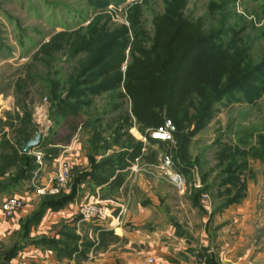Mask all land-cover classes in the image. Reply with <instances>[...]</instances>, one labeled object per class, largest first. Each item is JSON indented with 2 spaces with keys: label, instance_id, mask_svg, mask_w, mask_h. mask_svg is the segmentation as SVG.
I'll return each instance as SVG.
<instances>
[{
  "label": "rangeland",
  "instance_id": "1",
  "mask_svg": "<svg viewBox=\"0 0 264 264\" xmlns=\"http://www.w3.org/2000/svg\"><path fill=\"white\" fill-rule=\"evenodd\" d=\"M177 59L178 73L175 64L167 65ZM230 64L240 76L212 99L201 78L222 66L228 73ZM171 75L185 76L192 103L207 106L200 123L190 119L194 107L186 106L189 114L178 130L165 112L147 108L143 94L135 93L146 89L160 100L162 92L144 78L160 87ZM202 93L208 101L201 105ZM0 96V104L12 108L15 143L25 123L34 137L43 132L61 144L73 140L72 152L50 167L59 172L61 161L69 160V181L82 158L88 165L91 148L134 149L141 142L148 155L127 161L134 178L140 174L138 180L149 181L155 194L161 187L173 201L185 194L208 196L190 187L207 189L230 170L246 180L264 168V0H0ZM141 107L152 115L147 123L135 114ZM49 111L59 123L47 129ZM8 123L1 121L0 131ZM166 123L171 138L154 137ZM166 156L172 166L162 170ZM8 163L22 164L2 156L4 168ZM141 163L147 171L141 172Z\"/></svg>",
  "mask_w": 264,
  "mask_h": 264
},
{
  "label": "crops",
  "instance_id": "2",
  "mask_svg": "<svg viewBox=\"0 0 264 264\" xmlns=\"http://www.w3.org/2000/svg\"><path fill=\"white\" fill-rule=\"evenodd\" d=\"M10 107L0 104V122L9 121L0 131V179H7L0 187V264H137L149 255L162 264H197L199 259L207 264H264V168L237 182L230 180L231 170L224 171L209 184L207 198L185 194L173 201L161 187L155 194L149 181L138 180L140 174L134 178L128 166L113 167L106 181L98 178L96 174L103 177L108 171L98 167L105 158L131 150L95 147L86 155L88 165L82 158L60 195H41L39 189L58 173L50 167L72 152L73 140L61 144L42 134L39 147L23 153L25 143L11 138L15 124L8 118ZM48 114L47 129L59 123L54 112L52 119ZM18 116L24 119L23 113ZM35 121L40 125L35 117V127ZM4 155L26 162L16 182L19 170L12 163L4 168ZM127 160L132 159L127 155ZM148 168L141 163V172ZM236 178L241 179L239 174ZM237 185L244 188L235 200ZM193 187L191 193H197ZM11 195L26 199L27 205L8 220L2 204ZM91 197L109 206L112 214L84 219L80 208Z\"/></svg>",
  "mask_w": 264,
  "mask_h": 264
},
{
  "label": "trees",
  "instance_id": "3",
  "mask_svg": "<svg viewBox=\"0 0 264 264\" xmlns=\"http://www.w3.org/2000/svg\"><path fill=\"white\" fill-rule=\"evenodd\" d=\"M179 58H182V56H180ZM157 60H158V58H157ZM180 60L181 59H177L174 63L172 60V62L171 63L169 62V64H167V65L175 64L174 70H176V68L180 65L179 64ZM230 67L232 69L236 66H231V64H230ZM225 70L226 69H223V66H222V68L217 67V68L210 70L209 73H207L206 75H204L201 78V79L207 80V83L209 86V90H208L209 92L208 93L210 95H214V97L212 99H215V98L217 99L219 92H221L224 88H227V86L231 82H233L231 80L237 79L241 74V72H239V70L237 68L232 69L228 73H226ZM177 73H178V68H177ZM224 78H225V82L223 83ZM144 79H149L150 82L152 83V87H154L157 92H159V93L162 92L161 99L160 100L154 99V93L153 94L151 92L148 93V91L146 89L143 91L139 90L138 92H135V93L136 94L137 93L143 94V97L146 100L144 105L147 108L151 107V106H158V108H160L163 112H165V115L167 117L166 121H170L173 125H175L177 127L178 130H180V126H182V124L185 123L184 122L185 121V115L184 114L186 113V116H188V114H189L188 110H190V108L185 110L186 106L187 107H189V106L194 107L193 109L195 111V114H194V116H190L191 117L190 119H194V121H196V123H200L199 121H202V119H204L202 116H203V114H205V112L207 110V106L204 108L202 103H207V101H208L207 95L204 93L201 94L202 100L200 103L202 106L196 107L194 105V103H192L193 102V91H191L192 83H189L186 80L185 76L171 75V76H169V82L168 83L165 82L160 87H155L154 81L150 77H147ZM139 81H142V80L140 79ZM226 82L228 84H226ZM173 88H175V89H173ZM197 89H200V88H197ZM129 92L134 96L135 93H132L130 89H129ZM188 102H190V103L187 104ZM154 103H156V104H154ZM146 107L145 108H142V107L137 108L135 110V114H139L145 123H147L152 116L150 114V111L147 110ZM58 109L61 110V107H59ZM63 109H65V106L63 107ZM64 113H66V112H64ZM190 119H189V121H190ZM24 123L25 122L23 121V126H24ZM27 125H28V123H25L26 127H23V130L19 132L20 139L18 142L21 144L26 143L28 140H30L32 137H34L33 134L31 135V132H28ZM98 136H99V133L96 132L94 134V136L92 137V142L95 143ZM141 149H142V143L139 142L136 145H134V149H130L131 152L129 154H128V152L124 151V152H120L119 154L117 153V155L115 157L109 156L108 158H105L100 164H98L99 165L98 167H101V168L104 167L106 170L108 169V171L103 172V177H101L100 174H96L97 177L102 178L105 181L107 179L111 178L112 172H113V167L115 170L116 168H119V167L122 168V167L127 166V164H128L127 155L129 157V159H133L136 156H139V154L141 153ZM14 157L17 158L16 155ZM21 162H22L21 165H15L16 168L20 171L18 172L16 177L13 179L14 182H16L17 176L22 171L23 166H25V164H26L24 159H21ZM6 180L4 179L2 182H0V187H2L1 185H4L7 183ZM230 180L233 182H237V180L241 181L240 179H238L236 177H231ZM237 187H239L240 190L237 189V192L235 194V200L241 195L243 188H244V185H237ZM203 191H207V189L202 188V189H200V191L197 192V194L198 193H199V195L203 194L204 193ZM58 195H60V194H58ZM52 196H54V195H52ZM11 255H12V252L10 251L9 256H11Z\"/></svg>",
  "mask_w": 264,
  "mask_h": 264
},
{
  "label": "built area",
  "instance_id": "4",
  "mask_svg": "<svg viewBox=\"0 0 264 264\" xmlns=\"http://www.w3.org/2000/svg\"><path fill=\"white\" fill-rule=\"evenodd\" d=\"M170 124L166 123L165 128L159 130V132L154 133V137L162 138V139H170L171 138ZM172 166V159L169 156L164 157V160L161 164L162 170H168ZM71 162L69 160L63 159L60 164L59 172L56 175L54 182H51L49 186L43 187L39 189V194L45 195H56L59 194L62 190H64L68 184L70 172H71ZM175 181L177 182V186L179 188L183 187V180L181 175L175 174ZM200 186H198L199 188ZM207 198V196H205ZM27 205V201L24 198L18 196H8L2 205L3 214L11 218L17 212L23 210ZM80 214L86 220H92L95 218H102L110 216L111 208L100 201L95 197L89 198V200L80 208ZM137 264H162L160 260H158L155 256L149 255L141 259ZM197 264H207L205 259H199Z\"/></svg>",
  "mask_w": 264,
  "mask_h": 264
},
{
  "label": "water",
  "instance_id": "5",
  "mask_svg": "<svg viewBox=\"0 0 264 264\" xmlns=\"http://www.w3.org/2000/svg\"><path fill=\"white\" fill-rule=\"evenodd\" d=\"M172 131L174 133H176V129L175 127L172 125ZM41 138H42V133L41 132H37L36 133V136L30 140H28L24 145H23V148H22V152L23 153H30L31 150L35 149V148H38L40 143H41Z\"/></svg>",
  "mask_w": 264,
  "mask_h": 264
}]
</instances>
